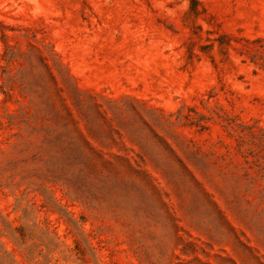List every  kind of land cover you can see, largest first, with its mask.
I'll list each match as a JSON object with an SVG mask.
<instances>
[{
    "label": "rangeland",
    "instance_id": "374dc122",
    "mask_svg": "<svg viewBox=\"0 0 264 264\" xmlns=\"http://www.w3.org/2000/svg\"><path fill=\"white\" fill-rule=\"evenodd\" d=\"M0 249L264 264V0H0Z\"/></svg>",
    "mask_w": 264,
    "mask_h": 264
},
{
    "label": "trees",
    "instance_id": "16d2710c",
    "mask_svg": "<svg viewBox=\"0 0 264 264\" xmlns=\"http://www.w3.org/2000/svg\"><path fill=\"white\" fill-rule=\"evenodd\" d=\"M8 257H9V253H7V251H5V250H1L0 249V261H3L5 263H8V261H7L8 260Z\"/></svg>",
    "mask_w": 264,
    "mask_h": 264
}]
</instances>
